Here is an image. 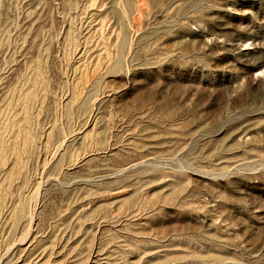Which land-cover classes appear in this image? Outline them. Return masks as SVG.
<instances>
[{"label": "rangeland", "instance_id": "374dc122", "mask_svg": "<svg viewBox=\"0 0 264 264\" xmlns=\"http://www.w3.org/2000/svg\"><path fill=\"white\" fill-rule=\"evenodd\" d=\"M0 264H264V0H0Z\"/></svg>", "mask_w": 264, "mask_h": 264}]
</instances>
